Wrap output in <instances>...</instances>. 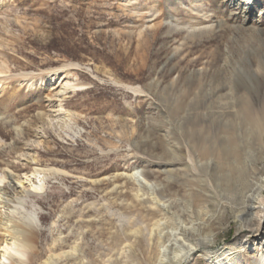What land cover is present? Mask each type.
<instances>
[{
	"label": "rangeland",
	"instance_id": "374dc122",
	"mask_svg": "<svg viewBox=\"0 0 264 264\" xmlns=\"http://www.w3.org/2000/svg\"><path fill=\"white\" fill-rule=\"evenodd\" d=\"M261 6L253 7V18L245 19L226 0H0V83L5 86L0 93V171L10 167L22 177L37 167L66 171L50 176L40 193L26 188L29 196L18 187L4 186L13 200L11 209L19 208L18 219L39 214L42 230L33 264L47 259L60 237L69 251L79 234L86 264H109L115 232L123 236L150 219L138 204L148 200L149 191L142 189V194L130 176L143 171L152 182L153 174L160 173L158 181H163L166 171L175 169L172 164H181L170 160L169 150L186 147L188 125L200 111L220 112V103H236L241 93L260 107ZM154 24L156 29L151 28ZM67 80L72 88L63 91ZM16 88L20 91L10 94ZM230 120L227 116L224 121ZM258 149L251 148L247 163L264 169ZM255 203L252 215L241 222L231 210L224 214L227 227L212 247L213 253L225 252L223 258L231 254L222 264L264 263V220L257 224L264 196ZM144 249L139 247L138 255L126 256L120 264H147L139 256ZM69 261L63 263L81 264ZM185 264L221 263L198 255Z\"/></svg>",
	"mask_w": 264,
	"mask_h": 264
},
{
	"label": "bare ground",
	"instance_id": "6f19581e",
	"mask_svg": "<svg viewBox=\"0 0 264 264\" xmlns=\"http://www.w3.org/2000/svg\"><path fill=\"white\" fill-rule=\"evenodd\" d=\"M122 1L129 3L132 0H122ZM226 1L231 7L236 6L237 9H240L245 19L246 17L253 18L252 10L254 8L262 7L261 4H263V8H261V12L264 15V0H226ZM151 10L152 9H150V11ZM153 12H154V16L156 17L157 12L156 11ZM157 26L156 24H154L151 28L156 29ZM255 28L253 32L258 31V28L257 29ZM148 31H150V29ZM0 70L3 72L1 68ZM155 82L157 81L155 80ZM1 83H0V93L3 91L5 87ZM70 84L71 83H68L67 80L65 85L62 87V90L66 91L68 88H72ZM28 85H29L28 88H30L31 90L37 89L34 83H29ZM73 87L76 88L77 86L76 87L73 86ZM19 91L20 89L16 88L12 90L10 94H14ZM241 94L240 95L236 94V96L239 99H241L238 101L236 100V103L232 101L231 102L227 101L228 103H220V104L218 103L219 104L218 108L220 112H214V109L212 108H206L204 109L203 112L200 111L201 110L200 107L199 116H197V118L194 121L190 122V124L188 125V129H189L188 143L186 147L178 149L177 151L169 150V154L171 157L170 160L179 161L181 164L178 165L172 164L171 166L175 169L166 171L165 178L163 179V181L161 182L158 181L161 179L160 173H154L153 177L155 181L153 180L152 182H150L143 171H139L136 169L135 172L133 171L134 173L130 176V178L138 184L141 193H142V189H146L147 191H149L148 197L145 196V198H147L148 200L141 199L140 202H138V204L140 205V207L146 208L147 215L149 216L150 219L148 221L147 219L146 221H144L143 219V223L141 226H138V228L132 229L131 231L124 233L123 236H120L118 234L120 231L118 233L115 232V236L117 238L115 239L116 249L114 248L115 251L111 256V259H109L111 261L110 262L108 261L107 263L120 264L122 262L121 260L124 259V257L126 259V256L134 258L136 254L139 253L138 251L139 247L142 246L146 247V249H144L143 253L140 254L139 256H141L144 259V262H146L147 264H185L189 262L192 257L194 256L196 257L198 255L208 260L211 259V263L215 262L222 264L224 263L225 260H228L231 254L223 258L225 256V252H221V253L212 252V247L216 244L219 234L221 232H224L225 228L227 227L224 224V214L227 213L228 210H231V212L233 213V219L235 221L241 222L245 220L243 219L244 217L246 218L252 215V212L255 209L254 208L256 204L255 201L257 200V198L264 196V169L259 168L258 165L254 162L252 163L251 166H249L247 163V158L249 156L248 153L251 152V148H255L256 146L259 147L256 157L260 159L264 157V100L261 102L260 107L255 108L254 104L248 100H245L246 96ZM197 96L198 95H196V97ZM187 97H189V95ZM262 99H264V95ZM59 106H60L59 112H61V109H63V107L62 105ZM228 107L231 108L232 111L227 114L225 110L228 109ZM227 116H230L232 120L224 121ZM64 117H66V115ZM43 118H41V120ZM47 119L48 116H46V120ZM59 123L60 121L58 122V124ZM54 124H56V122ZM62 124H60L61 129H63L62 126H64ZM224 125H227V127L229 128L226 127V129H224L223 127ZM227 129L229 130V132L224 131ZM134 132L135 129L133 133ZM67 136L69 135L67 134ZM131 137L134 136L132 135ZM162 142L163 141H161V143ZM259 143L261 144L259 145ZM167 144L169 143L167 142ZM144 151L146 154L150 155V153L147 150ZM19 153L21 154L23 153V151ZM25 154L27 158V153ZM33 161L34 159L32 158L31 162ZM140 162L142 161L140 160ZM178 166L181 168H179ZM1 170L2 171H0V258H1L0 264H33L32 256H34L38 251L36 240H38L37 238L41 234V230H42V225L40 223L41 221L38 217L39 214L33 212L29 214V216H27L25 220L21 218L18 219L16 216H18L17 212H19L18 211L19 208H15L13 210L11 209L10 203H12L13 200L12 198L11 199L9 198L8 191L4 186L8 184L9 187L13 189L14 188L16 189L18 187L24 192L25 190H27L26 188L31 187L33 191L40 193L41 191L44 190V188L46 189L45 187L46 182L50 176H56L60 173L64 174L66 173V171L63 170L62 172L61 169L58 170V168H53V167L47 169H42L41 167L39 168L37 167L35 168L32 174L30 175L26 174L28 172L27 171L24 177H22L23 175H18L16 171L11 170L10 167ZM80 176L81 175H78V177ZM109 178L110 177H107L106 179ZM95 179L96 178L92 180ZM106 179H101V180L98 179L95 180V182L101 184L104 183ZM122 183L123 182H121V184ZM223 193L225 194L224 196ZM25 194L29 196L28 191L25 192ZM16 199L18 198L16 197ZM113 199L116 200V198ZM136 199H140L139 193L136 195ZM18 203L21 204V201H19ZM72 208L73 207H71V209ZM259 209L261 210V212L257 224L261 226L264 220V205H261ZM91 218H86V219L91 220ZM248 223L249 222L244 223L245 228L250 227L247 225ZM57 224L55 225L57 226ZM61 227L63 228V226ZM69 232L71 233V231ZM65 241H66L65 238L63 239L60 237L59 240L53 245L54 246L52 248L53 251L52 253L50 251L51 253L49 254L50 256L47 259L43 260L41 263L40 262L39 263L61 264L64 261L70 262L69 260L73 258L74 260L79 261L77 263L86 264V261L83 258L85 257L84 252L83 250L79 249L80 242L82 241L84 242L83 235L79 234V236L76 238L74 243L70 245L69 251L68 250L66 251L63 248V244L65 243ZM100 243H102V241ZM108 244L110 245V243ZM57 249H60L59 253L56 252ZM99 253L102 254V252Z\"/></svg>",
	"mask_w": 264,
	"mask_h": 264
}]
</instances>
